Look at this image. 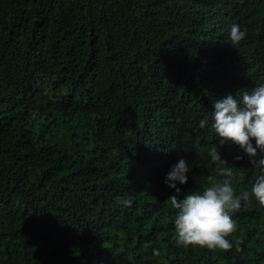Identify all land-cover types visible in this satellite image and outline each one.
I'll return each instance as SVG.
<instances>
[{
    "label": "trees",
    "instance_id": "1",
    "mask_svg": "<svg viewBox=\"0 0 264 264\" xmlns=\"http://www.w3.org/2000/svg\"><path fill=\"white\" fill-rule=\"evenodd\" d=\"M260 83L264 0H0V264H264L254 198L228 249L177 244L168 200L222 167L250 192L259 169L210 113Z\"/></svg>",
    "mask_w": 264,
    "mask_h": 264
},
{
    "label": "clouds",
    "instance_id": "2",
    "mask_svg": "<svg viewBox=\"0 0 264 264\" xmlns=\"http://www.w3.org/2000/svg\"><path fill=\"white\" fill-rule=\"evenodd\" d=\"M246 38V29L233 23L229 27L228 40L231 46L239 45ZM210 127L214 129L219 143L230 142L248 157L249 163L259 169L250 192L235 195L231 184L234 173L230 167H222L220 174L224 177L220 182H214L203 190L190 192L177 199L170 196L172 208L175 210L173 225L174 240L179 245L201 246L209 249L231 247L226 238L234 228L233 213L241 208L242 200L248 202L254 198L260 206H264V83L256 85L251 92L240 94L234 98L228 94L213 102ZM207 123L201 120L203 127ZM212 159L221 158L214 148L210 151ZM243 157H234L240 160ZM189 165L184 159L173 164L166 174V185L180 193L177 186L187 183ZM122 203L127 205V199Z\"/></svg>",
    "mask_w": 264,
    "mask_h": 264
}]
</instances>
